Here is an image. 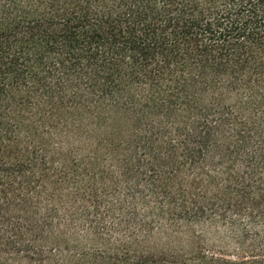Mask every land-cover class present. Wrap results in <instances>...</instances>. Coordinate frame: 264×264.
Returning <instances> with one entry per match:
<instances>
[{
  "label": "trees",
  "instance_id": "trees-1",
  "mask_svg": "<svg viewBox=\"0 0 264 264\" xmlns=\"http://www.w3.org/2000/svg\"><path fill=\"white\" fill-rule=\"evenodd\" d=\"M0 264H264V0H0Z\"/></svg>",
  "mask_w": 264,
  "mask_h": 264
}]
</instances>
